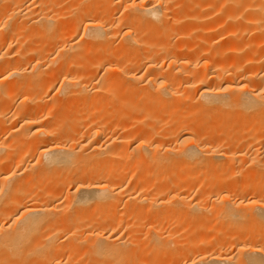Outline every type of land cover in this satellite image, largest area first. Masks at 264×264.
I'll use <instances>...</instances> for the list:
<instances>
[{"label":"bare ground","instance_id":"bare-ground-1","mask_svg":"<svg viewBox=\"0 0 264 264\" xmlns=\"http://www.w3.org/2000/svg\"><path fill=\"white\" fill-rule=\"evenodd\" d=\"M0 264H264V0H0Z\"/></svg>","mask_w":264,"mask_h":264}]
</instances>
